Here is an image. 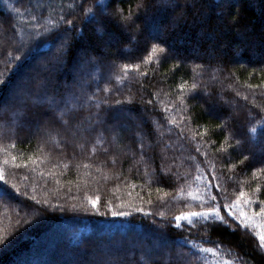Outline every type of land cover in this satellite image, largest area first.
<instances>
[{
  "label": "trees",
  "instance_id": "16d2710c",
  "mask_svg": "<svg viewBox=\"0 0 264 264\" xmlns=\"http://www.w3.org/2000/svg\"><path fill=\"white\" fill-rule=\"evenodd\" d=\"M263 143L264 0H0V264H264V216L175 222L264 208Z\"/></svg>",
  "mask_w": 264,
  "mask_h": 264
},
{
  "label": "snow or ice",
  "instance_id": "6c2138e0",
  "mask_svg": "<svg viewBox=\"0 0 264 264\" xmlns=\"http://www.w3.org/2000/svg\"><path fill=\"white\" fill-rule=\"evenodd\" d=\"M86 11H91V9H86ZM63 19V18H61ZM68 23H71V21H68ZM47 31V29H45ZM164 52L163 48H158L157 46H153L152 52ZM125 71L129 70L133 66L125 65ZM196 86L193 85V88ZM181 88H183V85H181ZM217 127H220L217 125ZM239 143V142H238ZM214 167V165H213ZM3 179V175L0 174V180ZM199 179V177H198ZM207 187V186H206ZM190 196H192L194 201H199L200 206L204 208L203 211H189V212H184L181 213L180 215H177L175 217V222L177 227H182V222H187L188 225H194L197 220H202V221H213V222H219L223 225H228L229 221L225 218L224 215H222V211L224 209H229L228 215L232 216L233 213L231 209H235L236 212L239 214L237 217H235L236 220L239 221L238 226L242 225L245 228L251 227L253 225V217L254 216H264V208H261L258 213H253L252 216H249L243 209L241 208V203L247 204L251 203V200H244L241 202V200L238 198L236 202H233L232 204H225L223 208H221L218 205L215 204H210L206 208L204 207V199L199 195V194H193L189 193ZM245 193L243 191L240 192L239 196L244 197ZM211 201H216L217 197L215 195H212L209 197ZM260 203L264 204V201H260ZM93 205L95 206V202H93ZM257 227L264 228V225H258ZM259 235V240L261 242V247H264V232L258 233ZM201 251L204 252H211L212 249L210 248H201Z\"/></svg>",
  "mask_w": 264,
  "mask_h": 264
},
{
  "label": "rangeland",
  "instance_id": "374dc122",
  "mask_svg": "<svg viewBox=\"0 0 264 264\" xmlns=\"http://www.w3.org/2000/svg\"><path fill=\"white\" fill-rule=\"evenodd\" d=\"M106 40L108 41L106 44H111V43H115V41L114 40H112V38H111V36H106ZM253 48H255V47H253ZM253 52H255V50H252V53ZM42 67H44V66H42ZM42 69V68H41ZM43 71H45V69H42ZM11 99H17L18 100V98L16 97V95L13 93V95H12V98ZM26 102L28 101L27 99L25 100ZM66 103H68V102H66ZM67 105V104H66ZM116 115H118V116H122V115H127L128 116V118H130V115H128V114H126V112H124V111H122V110H120V111H118V112H116ZM23 119L24 118H22V120L20 121V125L21 126H24L23 128H24V130L25 131H30V133L31 134H36L37 135V138H39V140H43L44 141V143L45 142H48V134L46 133V129H45V127H39V126H36V125H34L32 128L30 127L29 128V126L28 127H26V123L23 121ZM50 119V118H49ZM131 119H132V116H131ZM48 120V119H47ZM84 121L86 122V123H88V124H90V123H95L96 122V120H93V121H89L88 120V117H85L84 118ZM135 122V121H134ZM83 123L84 122H81V127L79 128V130H86L87 129V126H84L83 125ZM47 125H48V127H50L49 125L50 124H48L47 123ZM134 125H136V123L134 124ZM137 126V125H136ZM82 128V129H81ZM122 128L126 131V130H131L130 129V127L129 126H127V125H123L122 124ZM64 129V128H63ZM76 129V128H75ZM77 131H79L78 129H76ZM75 130V131H76ZM65 131V130H64ZM76 131V132H77ZM8 132V131H7ZM65 132H67V135H68V133H69V130L68 131H65ZM44 134V137H42L41 135H43ZM69 134H71V133H69ZM74 134V133H73ZM114 137L112 136V139H113ZM111 139V140H112ZM112 142H113V140H112ZM262 148H264V143H263V145H262ZM45 240H48V238H46ZM48 250H49V252H51V250H50V248L48 247ZM64 258V257H63ZM63 258H60V259H63ZM97 263H98V261H97Z\"/></svg>",
  "mask_w": 264,
  "mask_h": 264
},
{
  "label": "bare ground",
  "instance_id": "6f19581e",
  "mask_svg": "<svg viewBox=\"0 0 264 264\" xmlns=\"http://www.w3.org/2000/svg\"><path fill=\"white\" fill-rule=\"evenodd\" d=\"M244 261H245V264H255V262L249 259L246 255H244Z\"/></svg>",
  "mask_w": 264,
  "mask_h": 264
}]
</instances>
